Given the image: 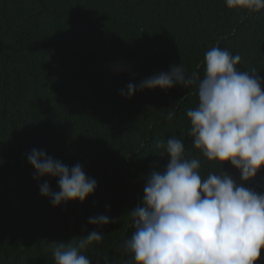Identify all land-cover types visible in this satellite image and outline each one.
Returning <instances> with one entry per match:
<instances>
[{
  "label": "trees",
  "instance_id": "trees-1",
  "mask_svg": "<svg viewBox=\"0 0 264 264\" xmlns=\"http://www.w3.org/2000/svg\"><path fill=\"white\" fill-rule=\"evenodd\" d=\"M213 47L264 78V9H229L225 0H0V264H55L57 245L95 228L102 240L81 250L91 264H135L123 247L135 231L131 210L150 171L166 167L157 145L169 138L199 159L202 178L226 171L239 180L230 162L223 168L193 146L186 113L198 106L196 85L120 94L176 65L202 79ZM33 149L81 164L94 194L53 207L39 184L59 191L57 180L34 179ZM245 186L264 193V168ZM100 214L115 222L88 223Z\"/></svg>",
  "mask_w": 264,
  "mask_h": 264
},
{
  "label": "clouds",
  "instance_id": "clouds-1",
  "mask_svg": "<svg viewBox=\"0 0 264 264\" xmlns=\"http://www.w3.org/2000/svg\"><path fill=\"white\" fill-rule=\"evenodd\" d=\"M225 3L229 9H264V0ZM240 59L213 47L205 53L202 79L187 76L176 65L139 84L130 82L121 90L122 97L131 99L145 89L196 85L198 106L186 113L194 148L208 161L221 162L223 168L230 162L240 172L239 180L226 171L202 178L199 159L185 157L182 139L159 143L167 165L147 176L143 198L131 210L135 231L123 242L135 264H256L259 260L264 248V193L245 185L264 168V78L238 71ZM172 117L169 112L168 119ZM27 161L35 170V180H57L59 191H52L47 181L39 184L40 194L53 207L77 200L84 203L97 188L95 179L79 163L69 167L37 149L27 155ZM110 222L115 221L104 214L88 219L93 226ZM101 240L102 234L95 228L75 245H57L53 249L55 264H91L81 250Z\"/></svg>",
  "mask_w": 264,
  "mask_h": 264
}]
</instances>
